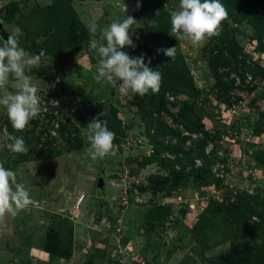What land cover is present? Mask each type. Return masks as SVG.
<instances>
[{"label":"rangeland","instance_id":"obj_1","mask_svg":"<svg viewBox=\"0 0 264 264\" xmlns=\"http://www.w3.org/2000/svg\"><path fill=\"white\" fill-rule=\"evenodd\" d=\"M179 2H71L85 31L86 23L104 27L133 16L137 23L130 35L136 47L122 51L130 56L143 54L145 63L150 59L149 66L160 73L152 50H157L158 41L167 48L176 47L175 58L168 60L183 63L198 94L189 97L167 89L163 93L166 113H157L146 105L145 95L131 91L121 95L107 82L96 83L97 63L91 61L89 45L53 53L60 43L59 34L43 25L49 21L43 9L51 0H0V27L7 34L21 29L20 46L29 53L52 51L31 71L43 110L23 131L15 130L30 151L23 159L6 147L7 125L11 124L0 107V163L18 173L17 182L34 201L18 215L7 213L0 218V264H61L59 257L64 258L63 264L264 261L260 220L247 217L245 211L239 213L243 210L225 211L239 197L240 202L250 199L246 203L256 209L253 200L264 201V78L253 77L246 68L236 75L217 65L223 82L219 90L213 88L207 67V59L224 48L236 57L232 63L236 67L249 64L264 70V50L256 47L259 38L264 44V28H254L246 16L238 22L242 0H221L228 15L219 35L197 45L178 41L170 35L169 13L179 8ZM261 6L263 2L255 10L264 16ZM160 24H167L161 38ZM141 28L145 31L140 37L137 31ZM73 34L87 36L80 29ZM99 34L89 35L88 44ZM224 58H228L226 50L220 59ZM162 77L159 91L165 83ZM14 84L0 89V95L16 91ZM53 99L59 107L48 105ZM103 111L106 115L100 119L106 121L115 112L118 132L112 131L115 139L110 152L93 160L86 153L90 146L87 124ZM38 150L43 153L40 159ZM152 156L154 161H149ZM199 168L205 172L196 179ZM172 171L187 177L174 180ZM101 182L103 198L96 196ZM79 195L84 198L75 208ZM156 208L162 209L160 213Z\"/></svg>","mask_w":264,"mask_h":264},{"label":"clouds","instance_id":"obj_2","mask_svg":"<svg viewBox=\"0 0 264 264\" xmlns=\"http://www.w3.org/2000/svg\"><path fill=\"white\" fill-rule=\"evenodd\" d=\"M137 8L140 3L137 2ZM126 11V5H125ZM171 34L178 41H190L193 45L200 44L208 38L219 35L221 22L227 18V10L221 0H180L179 8L170 13ZM137 23L133 16H125L122 20H114L100 27L95 22L86 23L90 36L99 31V38L89 43V51L97 57L93 79L96 83L107 82L121 95L133 94L144 96L151 91L157 93L161 87L162 74L145 63L143 54L130 56L122 49L135 48L130 31ZM21 29L15 28L7 39L0 36V89H6L14 81L16 91H8L0 95V107L6 112L7 118L16 131H23L29 126L43 109L38 88L33 83L31 71L38 68L42 57L32 54L20 46ZM139 37H137L138 39ZM174 59L176 47L157 50ZM45 103V102H44ZM50 106L59 107L55 99ZM106 112L98 113L87 124V141L89 148L86 153L93 160L103 159L113 148L115 133L110 131L104 117ZM6 147L13 154H27L28 146L22 136L8 134ZM16 171L5 168L0 163V218L10 213L12 216L34 203L29 191L22 183L17 182ZM84 196V195H83ZM63 264L64 258H58Z\"/></svg>","mask_w":264,"mask_h":264},{"label":"trees","instance_id":"obj_3","mask_svg":"<svg viewBox=\"0 0 264 264\" xmlns=\"http://www.w3.org/2000/svg\"><path fill=\"white\" fill-rule=\"evenodd\" d=\"M77 1H84V0H77ZM93 1H99V0H93ZM233 0H231L232 3ZM71 2L72 0H51V4L48 7H45L43 9L44 12H46L47 16L46 18L49 20L48 22H44L43 25L48 26L49 28H53L55 29V31L57 32V34H59V46L56 49H52V51H54L53 53H56L58 51H69V52H73L76 48H78L80 45L84 46V47H88V32L85 31L82 26L80 25L81 23L77 20L78 18H76L75 12L73 10V8L71 7ZM263 2V6H261L262 9H264V0H242V7L240 8V13H241V17H239L238 22L241 21L242 18H244L246 16L248 22L256 29H263L264 28V16L261 15V11H256L255 7L256 6H260V3ZM236 7V6H235ZM143 17V13L140 14V18L142 19ZM161 19L158 17V20ZM0 24H1V18H0ZM166 27L167 24H160V26L158 27V29L160 30V32L158 33V36L161 38L163 36L166 35ZM75 29H80L82 32H84L87 36L85 37H79L73 34V31ZM148 30H153L151 27L148 28ZM145 31L144 28H141L137 31V34L140 35V37L142 36L143 32ZM87 32V33H86ZM163 35V36H162ZM153 40L156 41V38H151ZM224 42H227L229 40H227L226 38H223ZM222 40V41H223ZM226 43V44H227ZM256 47L258 50H264V44L262 42V39H258ZM161 48H167L166 45L161 44L158 41V49ZM214 49H216V47H214ZM213 48L210 49V52L214 50ZM44 51V53L48 54V52H52V51H48L45 49H40V50H36V51H32L30 50L32 54H39L41 51ZM154 50V52H153ZM152 50V60H156L157 63H159L160 65V71L161 74L164 76V87L162 86L161 90L158 93L153 94L151 91H149L148 94L145 95L147 101H146V105H149V107H151L153 109L154 112L157 113H161L164 112L166 113V109H165V104L163 101V93L165 90H169L171 93H176V92H180L183 93L186 96L189 97H195L198 92L197 90L192 86L191 80L186 77L187 71L185 66H183L182 62H179L177 65L174 62H169L167 56L164 55L163 52H158L156 49ZM226 50L227 54H228V58L224 60L220 59L222 58V51ZM218 52H216L217 56H214L210 59H207V67L211 73V76L214 80L213 83V88L219 89L221 90V86L223 85L222 79H221V75L217 72V65L222 66V67H227L230 71H232L233 73H235L237 75L239 69H244L246 68L248 70V72L253 76V77H258L260 79L264 78V70H262L261 68L251 65L249 66V64H241L240 67H236L235 65H233L232 63L236 62V57L234 56V54L230 51H228V49H219L217 50ZM52 54V53H51ZM88 54L92 56V63L95 62L97 63V57L94 56V53L89 51L88 48ZM154 54V55H153ZM94 65V63H93ZM233 65V66H232ZM158 95V100L157 103H155V97ZM115 112L113 111L112 113H110L109 115H107V122L108 124V128L110 131H114V132H118L116 130V117H115ZM172 116V115H171ZM178 116L180 118H182V120L187 122V118H184L181 113L178 114ZM175 120V117L172 116ZM196 122H199V120L197 118L194 119ZM196 127V126H195ZM197 128V127H196ZM62 130V128H61ZM196 130V129H195ZM194 130V131H195ZM7 131L8 134H14L15 130L12 128L11 125H7ZM64 131V129H63ZM62 133V131H60ZM167 132V131H166ZM17 136H19L17 134ZM7 143V141H6ZM176 151V150H175ZM36 153V157H38V159H40L42 157V151L38 150L35 152ZM27 154H30V151H28ZM186 155L188 153H185ZM20 159L24 158V156L26 157V154H21L20 155ZM149 161H154V157L152 156L150 158ZM160 165L163 166V164L160 162ZM205 172V170H203V168H199L196 169L195 171V175H196V179H198L200 177V174ZM172 179L174 180H180L185 178L186 175H182L181 173L178 172H170ZM187 177V176H186ZM243 202H240V197L238 199V203L236 205L234 204H229L228 209H226L225 211L232 213V212H237V211H241L239 213H243L244 211L247 214V217H254V218H258L260 220L261 224V230L262 233H264V201H260V200H253L254 201V206L258 207L257 209L254 208L253 206H250V199H242ZM156 210L158 213H160V211L162 210L161 208H156L154 209ZM238 213V214H239ZM233 214V213H232ZM235 216L237 214H234ZM237 218V217H236ZM68 255V254H67ZM258 262H260L259 264H264V261L262 262V260H259Z\"/></svg>","mask_w":264,"mask_h":264},{"label":"water","instance_id":"obj_4","mask_svg":"<svg viewBox=\"0 0 264 264\" xmlns=\"http://www.w3.org/2000/svg\"><path fill=\"white\" fill-rule=\"evenodd\" d=\"M0 36H2L4 39H7L8 34L3 30L2 27H0ZM103 186L104 184L101 182L97 185V191H96V196L103 198Z\"/></svg>","mask_w":264,"mask_h":264},{"label":"built area","instance_id":"obj_5","mask_svg":"<svg viewBox=\"0 0 264 264\" xmlns=\"http://www.w3.org/2000/svg\"><path fill=\"white\" fill-rule=\"evenodd\" d=\"M84 196L83 195H79L75 201L74 207L78 208V206L80 205V203L82 202Z\"/></svg>","mask_w":264,"mask_h":264},{"label":"crops","instance_id":"obj_6","mask_svg":"<svg viewBox=\"0 0 264 264\" xmlns=\"http://www.w3.org/2000/svg\"><path fill=\"white\" fill-rule=\"evenodd\" d=\"M100 1H101V0L96 1V2H100ZM94 2H95V1H94ZM73 59H74V58H73ZM74 61H75V60H73V63H74ZM76 67H78V65H76ZM79 68H81V67L79 66Z\"/></svg>","mask_w":264,"mask_h":264}]
</instances>
